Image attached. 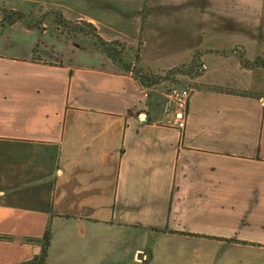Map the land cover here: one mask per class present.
Instances as JSON below:
<instances>
[{
	"label": "crops",
	"instance_id": "crops-1",
	"mask_svg": "<svg viewBox=\"0 0 264 264\" xmlns=\"http://www.w3.org/2000/svg\"><path fill=\"white\" fill-rule=\"evenodd\" d=\"M33 47L0 46V264H39L48 225L46 264H264L263 65L219 57L181 130L166 91Z\"/></svg>",
	"mask_w": 264,
	"mask_h": 264
},
{
	"label": "rangeland",
	"instance_id": "rangeland-1",
	"mask_svg": "<svg viewBox=\"0 0 264 264\" xmlns=\"http://www.w3.org/2000/svg\"><path fill=\"white\" fill-rule=\"evenodd\" d=\"M263 3L264 0H0V46L27 53L34 44V59L62 62L79 55L82 61L123 69L104 53L93 35L69 28L80 25L90 31L85 24L90 22L105 40L120 43L118 48L128 64L164 77L152 87L161 104L162 93L171 86H198V79L204 80L203 76L218 66L219 57L228 58L227 65L233 67L247 64L253 68L254 63H263L255 56ZM11 11L22 13L27 23L3 25V15ZM61 17L71 21L67 28ZM259 94L264 96V92ZM172 252L160 248L153 256L162 264Z\"/></svg>",
	"mask_w": 264,
	"mask_h": 264
},
{
	"label": "trees",
	"instance_id": "trees-1",
	"mask_svg": "<svg viewBox=\"0 0 264 264\" xmlns=\"http://www.w3.org/2000/svg\"><path fill=\"white\" fill-rule=\"evenodd\" d=\"M2 20H3V23H2L3 25L5 24L12 25L17 21L26 22L24 20V15H22V13L18 11H11V13L4 14ZM60 20H62V23L64 24L63 26L65 28H67L68 26L66 24L67 23L69 24L71 22V21L65 20L63 17H61ZM85 24L86 26L91 28L92 31L91 30L88 31L87 28L80 26V25L73 26V27L69 25V28H71L73 32H80V33L83 32L86 34L93 35L97 40V44L104 51V53L109 58H111L115 63L120 65L126 72L132 73L135 76V78L139 80L142 86L146 88H152L155 85L160 84L164 80L163 79L164 77H162L161 75L151 74V73L145 72L143 69L135 68L134 65L128 64L126 61H124L122 57L123 56L122 49L118 48V45L120 44L118 41L105 40L103 37H101L97 33V29L92 23L85 22ZM28 27H32V26L28 25ZM258 64H262L264 66V63H259V62L254 63L255 66ZM244 65L252 66V65H247V64H244ZM244 93L252 94V92L250 91H245ZM6 238H9V237H6ZM51 239H52V230H51V226L48 225V228L44 235V248H43L42 254L37 260L39 264H46V259L48 256V249L51 243ZM31 263L32 262L25 263V264H31Z\"/></svg>",
	"mask_w": 264,
	"mask_h": 264
},
{
	"label": "built area",
	"instance_id": "built-area-1",
	"mask_svg": "<svg viewBox=\"0 0 264 264\" xmlns=\"http://www.w3.org/2000/svg\"><path fill=\"white\" fill-rule=\"evenodd\" d=\"M193 89L191 87L171 86L166 91V111L168 125L185 129L188 122V109ZM146 118V114H143Z\"/></svg>",
	"mask_w": 264,
	"mask_h": 264
}]
</instances>
